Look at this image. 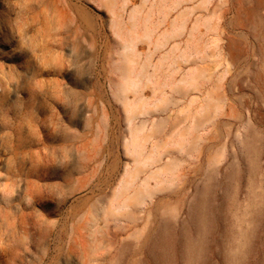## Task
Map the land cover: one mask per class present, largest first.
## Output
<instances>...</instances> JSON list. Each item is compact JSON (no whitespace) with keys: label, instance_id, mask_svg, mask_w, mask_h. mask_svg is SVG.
I'll use <instances>...</instances> for the list:
<instances>
[{"label":"rangeland","instance_id":"1","mask_svg":"<svg viewBox=\"0 0 264 264\" xmlns=\"http://www.w3.org/2000/svg\"><path fill=\"white\" fill-rule=\"evenodd\" d=\"M0 264H264V0H0Z\"/></svg>","mask_w":264,"mask_h":264},{"label":"bare ground","instance_id":"2","mask_svg":"<svg viewBox=\"0 0 264 264\" xmlns=\"http://www.w3.org/2000/svg\"><path fill=\"white\" fill-rule=\"evenodd\" d=\"M194 213V212H193ZM194 214H196V213H194ZM198 214V213H197ZM194 216V215H193ZM199 218L201 219V220H204V218H205V213L204 212H202V213H199ZM198 218V217H197Z\"/></svg>","mask_w":264,"mask_h":264}]
</instances>
